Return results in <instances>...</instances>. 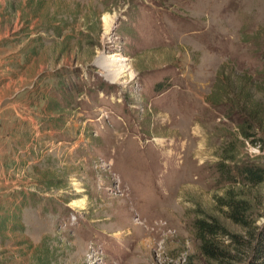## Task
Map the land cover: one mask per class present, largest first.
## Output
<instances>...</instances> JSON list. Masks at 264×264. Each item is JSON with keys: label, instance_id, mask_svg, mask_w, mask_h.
I'll return each mask as SVG.
<instances>
[{"label": "rangeland", "instance_id": "374dc122", "mask_svg": "<svg viewBox=\"0 0 264 264\" xmlns=\"http://www.w3.org/2000/svg\"><path fill=\"white\" fill-rule=\"evenodd\" d=\"M263 62L264 0H0V264H217L193 220L243 234L216 162L264 141L212 101Z\"/></svg>", "mask_w": 264, "mask_h": 264}, {"label": "trees", "instance_id": "16d2710c", "mask_svg": "<svg viewBox=\"0 0 264 264\" xmlns=\"http://www.w3.org/2000/svg\"><path fill=\"white\" fill-rule=\"evenodd\" d=\"M236 80L234 85L227 84L236 87L227 92L225 98L211 101L213 104L224 103L229 110L239 114L237 126L241 141L261 144L264 141V97L257 101L246 92L251 86L256 87L249 76L237 75ZM241 148L242 145L235 146L232 141L222 148L216 168L220 180L227 182V186L224 193L214 199L222 217L240 227L243 234L232 232L218 216L204 210H197L193 220L201 254L217 264L234 260L232 263L264 264V222L256 224L258 217L264 216V204L250 195L253 188L264 182V166L254 160L240 159ZM259 208L263 212L257 215ZM232 248L236 252H231ZM238 249L243 255L237 253Z\"/></svg>", "mask_w": 264, "mask_h": 264}, {"label": "bare ground", "instance_id": "6f19581e", "mask_svg": "<svg viewBox=\"0 0 264 264\" xmlns=\"http://www.w3.org/2000/svg\"><path fill=\"white\" fill-rule=\"evenodd\" d=\"M123 60H126V59L125 58L124 59L123 58H115L114 60H112V62L103 63V65L105 67L109 68V70L111 69V67H114V69H115V67L118 68L119 69V71H118L119 73H117V75H119L122 71H125L126 70L125 67L128 65V63L118 64L119 61H123Z\"/></svg>", "mask_w": 264, "mask_h": 264}]
</instances>
